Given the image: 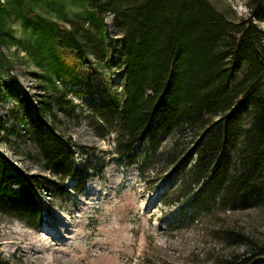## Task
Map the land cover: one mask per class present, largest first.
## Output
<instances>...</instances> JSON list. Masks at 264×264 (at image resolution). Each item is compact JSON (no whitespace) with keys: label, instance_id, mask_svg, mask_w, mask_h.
Segmentation results:
<instances>
[{"label":"trees","instance_id":"16d2710c","mask_svg":"<svg viewBox=\"0 0 264 264\" xmlns=\"http://www.w3.org/2000/svg\"><path fill=\"white\" fill-rule=\"evenodd\" d=\"M38 1L56 10L61 22L31 7L23 12L22 0H5L0 3V46L21 43L31 59L43 62L49 80L69 78L73 55L84 51L82 29L62 25L67 19L63 0ZM87 1L86 19L100 34L104 12L121 29L119 38H102L111 60L119 55L123 61L120 91L104 87L94 104L98 123L114 134L117 161L134 163L133 149L144 142L147 157L165 154L170 176L180 182L174 198L182 204L178 227L215 206L252 202L264 208V28L259 24L264 0H244L247 13L240 16L216 9L209 0ZM6 3L29 30L27 42L15 39ZM41 97L18 104L53 178L29 174L0 152V213L36 229L45 222L41 186L61 195L67 178L84 189L90 177L74 159L72 138L56 132L44 117L51 110L50 94ZM187 134L186 149L181 138ZM161 137L170 140L164 152L158 151ZM222 233L227 242L248 247L220 264H264V243L235 230Z\"/></svg>","mask_w":264,"mask_h":264},{"label":"rangeland","instance_id":"374dc122","mask_svg":"<svg viewBox=\"0 0 264 264\" xmlns=\"http://www.w3.org/2000/svg\"><path fill=\"white\" fill-rule=\"evenodd\" d=\"M63 1L67 19L62 25L82 29L84 50L81 56L73 55L69 78L49 80L43 62L31 59L21 43L0 46V152L29 174L53 178L18 104L25 98L37 103L41 94L45 99L50 94L51 110L44 117L56 132L72 138L77 145L74 159L90 177L84 189L75 188L74 179L67 178L63 183L67 191L61 195L41 186L45 222L37 229L0 213L3 264H220L248 247L247 242H227L222 230L239 231L264 243V208L252 202L225 209L215 206L178 227L182 204L174 198L180 194V182L170 176L165 154L161 159L153 153L147 157V142L134 147V163L117 161L114 134L98 123L94 104L102 99L104 87L120 91L123 61L119 55L111 60L102 38H119L121 29L114 16L104 12L100 34L86 19L87 0ZM209 1L232 15L247 13L244 0ZM4 6L15 39L27 42L29 30L13 6ZM20 7L60 19L56 10L38 0H22ZM259 24L264 28V22ZM190 141L189 134L181 138L182 148L187 149ZM169 143V138L161 137L158 151L170 148ZM255 192L252 188L250 195Z\"/></svg>","mask_w":264,"mask_h":264},{"label":"bare ground","instance_id":"6f19581e","mask_svg":"<svg viewBox=\"0 0 264 264\" xmlns=\"http://www.w3.org/2000/svg\"><path fill=\"white\" fill-rule=\"evenodd\" d=\"M47 238V237H46ZM51 239H54V237H52ZM44 240V239H43ZM50 244V239L48 240V242H45L44 241V247H46L47 245H49ZM37 248H38V246H37Z\"/></svg>","mask_w":264,"mask_h":264},{"label":"built area","instance_id":"2783aa9c","mask_svg":"<svg viewBox=\"0 0 264 264\" xmlns=\"http://www.w3.org/2000/svg\"><path fill=\"white\" fill-rule=\"evenodd\" d=\"M5 0H0V3L3 4Z\"/></svg>","mask_w":264,"mask_h":264}]
</instances>
